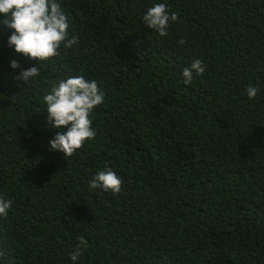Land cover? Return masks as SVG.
<instances>
[{
	"label": "trees",
	"instance_id": "16d2710c",
	"mask_svg": "<svg viewBox=\"0 0 264 264\" xmlns=\"http://www.w3.org/2000/svg\"><path fill=\"white\" fill-rule=\"evenodd\" d=\"M58 3L77 43L27 85L36 62L0 25V264H74L81 236L75 264H264V0ZM157 3L177 15L165 38L143 21ZM76 76L105 98L95 138L64 158L43 97ZM131 158L119 194L89 188Z\"/></svg>",
	"mask_w": 264,
	"mask_h": 264
},
{
	"label": "clouds",
	"instance_id": "9594fccd",
	"mask_svg": "<svg viewBox=\"0 0 264 264\" xmlns=\"http://www.w3.org/2000/svg\"><path fill=\"white\" fill-rule=\"evenodd\" d=\"M177 15L172 13L164 3H157L143 16L147 28L154 30L159 37L168 36L169 22L176 21ZM0 25L5 31L11 30L8 37V47L15 54L35 61L36 66L21 69L17 60H12L13 70L21 69L16 77L25 85L40 75L41 63L60 55V48H70L77 43L75 38H68V18L58 0H0ZM183 44L184 41H179ZM205 67L200 60H194L182 71L183 83L189 85L194 76L202 75ZM256 87H248L246 93L249 99L257 95ZM104 94L95 80H86L83 76L69 77L53 86L43 97L48 113L47 123L57 129L55 137L49 141L50 149L72 157L82 148L86 141L95 138L89 118L93 110L103 104ZM66 129V130H65ZM131 158L119 166V170L110 168L98 171L89 183V188L100 190L101 194L110 192L119 194L122 190L123 170L133 165ZM10 199L0 198V217H6L12 207ZM78 245L70 254L75 262L82 255V249L87 248V241L78 237ZM7 253H10L9 247Z\"/></svg>",
	"mask_w": 264,
	"mask_h": 264
}]
</instances>
